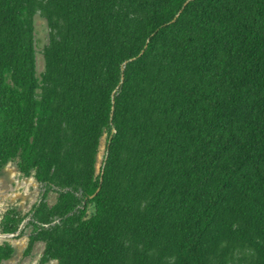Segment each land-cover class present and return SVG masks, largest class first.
<instances>
[{"label":"trees","instance_id":"obj_1","mask_svg":"<svg viewBox=\"0 0 264 264\" xmlns=\"http://www.w3.org/2000/svg\"><path fill=\"white\" fill-rule=\"evenodd\" d=\"M12 161L44 187L1 221L28 218L26 253L264 264V0H0V170Z\"/></svg>","mask_w":264,"mask_h":264},{"label":"rangeland","instance_id":"obj_2","mask_svg":"<svg viewBox=\"0 0 264 264\" xmlns=\"http://www.w3.org/2000/svg\"><path fill=\"white\" fill-rule=\"evenodd\" d=\"M34 35L36 49V70L37 76L45 69L44 48L49 43V26L46 18L40 14L34 16ZM105 156V139L102 141L101 150L98 154V166L101 165ZM44 191L43 185L34 175L24 176L16 161L8 163L0 170V243H9L14 247V253L9 259L2 261V264H56V260L44 259L46 243L37 241L33 249L26 253L29 242V235L32 226L28 224V218L20 225L15 234L3 233L1 221L6 211L10 208L27 214L32 206L38 203ZM58 199V192L51 190L47 195V204L52 207Z\"/></svg>","mask_w":264,"mask_h":264}]
</instances>
